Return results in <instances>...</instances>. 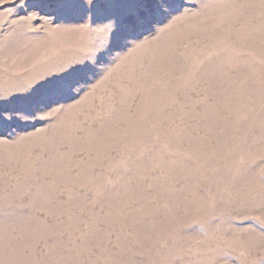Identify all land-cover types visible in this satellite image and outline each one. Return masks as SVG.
Masks as SVG:
<instances>
[{
	"label": "rangeland",
	"instance_id": "1",
	"mask_svg": "<svg viewBox=\"0 0 264 264\" xmlns=\"http://www.w3.org/2000/svg\"><path fill=\"white\" fill-rule=\"evenodd\" d=\"M0 264H264V0H0Z\"/></svg>",
	"mask_w": 264,
	"mask_h": 264
}]
</instances>
